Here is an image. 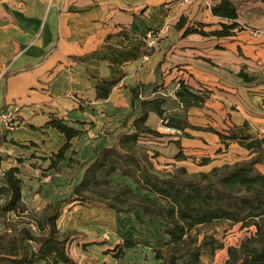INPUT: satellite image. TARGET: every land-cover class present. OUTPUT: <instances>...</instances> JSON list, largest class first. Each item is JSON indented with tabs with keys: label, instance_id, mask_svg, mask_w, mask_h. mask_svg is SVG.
<instances>
[{
	"label": "crops",
	"instance_id": "crops-1",
	"mask_svg": "<svg viewBox=\"0 0 264 264\" xmlns=\"http://www.w3.org/2000/svg\"><path fill=\"white\" fill-rule=\"evenodd\" d=\"M219 1L0 0V108L14 107L17 120L12 130L0 127V138L6 132L0 139V180L3 172L18 168L22 201L37 211L46 196L69 184L72 172L77 184L114 135L132 133L139 102L157 97L164 100L166 117L199 129L139 143L160 154L169 149L174 162L192 165L184 166L188 172L219 166L218 157L234 145L245 150L236 141L225 147L208 128L222 133L232 128L258 138L264 149V0H234L236 22L245 29L232 36H182L183 29L175 28L183 16L186 25L205 24V32L220 29L227 21L211 13ZM239 72L252 81H243ZM98 81H115L105 99L97 98ZM138 84L143 88L130 116V89ZM51 117L80 131L65 153L71 160L55 168H49L50 157L66 139L46 125ZM160 120L149 112L146 125L160 132ZM176 141L185 160L174 159ZM201 157L210 162L199 165ZM256 168L264 175V163Z\"/></svg>",
	"mask_w": 264,
	"mask_h": 264
},
{
	"label": "trees",
	"instance_id": "trees-1",
	"mask_svg": "<svg viewBox=\"0 0 264 264\" xmlns=\"http://www.w3.org/2000/svg\"><path fill=\"white\" fill-rule=\"evenodd\" d=\"M211 13L227 23H220V29L203 31V23L197 26L186 25L182 16L176 23L177 30L183 29L182 36L197 33L202 36L228 37L245 26L236 22L237 4L234 0H220L211 7ZM7 74L5 75V77ZM245 82L252 78L238 73ZM115 81H98L95 89L99 99H105ZM143 86L138 84L130 89L132 109ZM160 97L141 100L140 115L130 123V129L119 132L112 137V144L95 152L92 161L86 166L82 179L73 186L70 195L56 203L50 204L41 211L29 210L22 201L23 181L18 176L16 167L3 172L0 180V264H77L68 252L69 233L62 232L57 226L61 215L60 203L80 204L97 202L114 213L139 212L146 218L157 219L163 224L161 233L165 246H182L175 250L178 253L184 246L185 237L199 226L213 223L230 222L240 224V228H254V233L245 238L239 248L228 247L231 264H264V175L256 166L264 163V149L258 138L250 135L240 136L230 128L226 133L212 128L207 131L216 133L225 147L228 141H236L248 154L246 158L231 163L214 166L207 172L188 173L184 166H178L174 172L162 176L153 169L151 159L157 153L149 155V150L139 143L143 137H161L164 134L146 125L149 112H154L161 120H167V126L188 136L185 128L199 129L190 125L185 119L165 116ZM62 133L66 139L64 145L50 157L49 168L66 159L65 153L70 148L69 141L80 134L79 130L64 124L62 120L51 117L46 124ZM6 132L1 136L3 137ZM0 140V142H1ZM178 152L176 161L186 159L181 152L179 141L175 142ZM210 162L208 157H201L199 165ZM119 175L128 178L143 195L136 194L125 183L112 185L110 177ZM105 187L109 193L102 194L97 188ZM103 191V190H102ZM111 192V193H110ZM126 204V205H125ZM205 248L213 249L212 238H203ZM190 243L192 249L185 255L170 256L168 264H199L201 246L197 239ZM119 255L110 250L113 257L120 259L123 249L134 246L132 240H125ZM160 259V250H156ZM182 262H178L179 259Z\"/></svg>",
	"mask_w": 264,
	"mask_h": 264
},
{
	"label": "rangeland",
	"instance_id": "rangeland-1",
	"mask_svg": "<svg viewBox=\"0 0 264 264\" xmlns=\"http://www.w3.org/2000/svg\"><path fill=\"white\" fill-rule=\"evenodd\" d=\"M154 153H157V156L151 159L153 169L162 176L174 172L176 167L182 166V164L173 161L169 149H164L160 154L149 148V155ZM246 155L245 150L234 145L226 156L221 154L218 157L219 164L231 163L234 160L243 159ZM183 166L189 170L192 169L191 164H184ZM188 173L191 174L192 172L189 171ZM74 177L75 173L72 172L69 184L56 188L48 199L46 196V200L39 204L40 207L37 211L53 204L52 202L58 198H67L74 186L72 183ZM110 180L112 185L123 182L136 194H144L143 191H138L128 178L113 175ZM28 189L29 191L33 190L32 187H28ZM97 190L98 192L101 191L103 195L109 193L103 186ZM60 207L62 216L57 221V226L59 229L65 228L62 232L69 233L68 252L77 264H168L167 259L170 256L185 255L187 250L192 249L194 244L190 242L195 238L201 246L199 264H231L227 248L238 249L240 243L254 233L253 227L241 229L240 224L233 225L230 222L199 226L185 237V246L178 253H175V250L180 248L182 244L165 246L162 242L164 235L161 233L163 224L157 219L146 218L136 211L114 213L111 209L97 202L60 203ZM1 229L2 224L0 223V232ZM204 237H207L209 241L211 238L214 240L212 241L213 249L204 247ZM125 240H132L134 246L123 249L120 259L113 257L114 255L110 253V250L118 249L115 252L119 255L122 250L119 247L124 248L123 242ZM156 250H160V259L156 258ZM178 262H182V259L180 258Z\"/></svg>",
	"mask_w": 264,
	"mask_h": 264
},
{
	"label": "built area",
	"instance_id": "built-area-1",
	"mask_svg": "<svg viewBox=\"0 0 264 264\" xmlns=\"http://www.w3.org/2000/svg\"><path fill=\"white\" fill-rule=\"evenodd\" d=\"M14 107L0 108V127L4 131L12 130L16 125V116L14 115ZM160 133L165 132H174L178 133V131L174 130L173 128H170L167 126V120H160V126H159Z\"/></svg>",
	"mask_w": 264,
	"mask_h": 264
}]
</instances>
